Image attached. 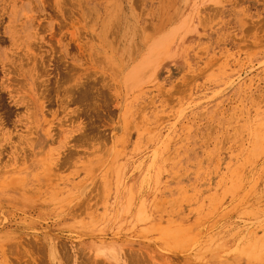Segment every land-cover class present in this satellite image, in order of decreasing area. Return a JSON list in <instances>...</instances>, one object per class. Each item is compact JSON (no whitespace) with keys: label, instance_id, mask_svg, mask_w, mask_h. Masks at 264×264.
<instances>
[{"label":"rangeland","instance_id":"obj_1","mask_svg":"<svg viewBox=\"0 0 264 264\" xmlns=\"http://www.w3.org/2000/svg\"><path fill=\"white\" fill-rule=\"evenodd\" d=\"M109 247L264 264V0H0V264Z\"/></svg>","mask_w":264,"mask_h":264},{"label":"bare ground","instance_id":"obj_2","mask_svg":"<svg viewBox=\"0 0 264 264\" xmlns=\"http://www.w3.org/2000/svg\"><path fill=\"white\" fill-rule=\"evenodd\" d=\"M64 3V2H63ZM148 59V58H147ZM147 63H148V61H146ZM151 63V62H150ZM72 76V75H71ZM41 93V92H40ZM95 99V98H94ZM33 133V132H32ZM19 136V135H18ZM9 138V136H7L5 139H8ZM21 137H19V139H20ZM11 139V138H10ZM20 141V140H19ZM11 143V142H10ZM8 144V143H7ZM17 149H19L18 151H17ZM24 151V150H23ZM20 152V147H17L16 148V152H15V155L13 154V156H10V160L11 161H17V157H18V153ZM23 159V158H22ZM29 160V159H28ZM18 162V161H17ZM123 212V211H122ZM132 212V211H131ZM107 245V244H106ZM64 247V246H63ZM237 249V248H236ZM254 249V248H253ZM255 250V249H254ZM251 251V250H250ZM245 252V251H244ZM254 252V251H253ZM237 253V252H236ZM245 254H247V255H249V256H253V254L251 253V252H245ZM97 256H101L102 258H104L106 261H108V262H113V263H115V264H126L123 260H121L119 257H118V254H116V253H114L111 249H110V247L109 248H106L104 251H103V253H100V254H98V255H95V257H97ZM255 256V255H254ZM126 258V257H125ZM91 259V258H90ZM132 259V258H131ZM138 259V258H137ZM95 260V259H94ZM143 260V259H142ZM141 260V261H142ZM131 261V260H130ZM27 262V261H26ZM52 262V261H51ZM134 262V261H133ZM92 263V262H91ZM105 263V262H104ZM103 263V264H104ZM129 263V262H128ZM135 263V262H134ZM140 263V262H139ZM143 263H144V261H143ZM150 263V262H149ZM55 264V263H54ZM144 264H146V263H144Z\"/></svg>","mask_w":264,"mask_h":264}]
</instances>
